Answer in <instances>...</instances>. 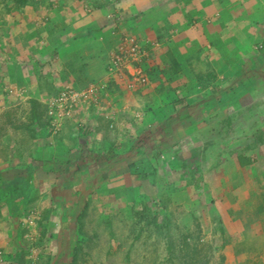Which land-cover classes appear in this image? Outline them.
<instances>
[{"label":"crops","instance_id":"obj_1","mask_svg":"<svg viewBox=\"0 0 264 264\" xmlns=\"http://www.w3.org/2000/svg\"><path fill=\"white\" fill-rule=\"evenodd\" d=\"M45 2L36 9L25 2L24 19L9 17L20 21L13 31L28 46L1 47L0 64L9 67L0 75L10 82L1 89L23 94L44 70L54 74L58 93L105 82L108 88L100 90V113L86 105L58 134L51 123L38 124L36 138L33 131L25 136L24 109L32 99L47 106V93L28 90L15 113L8 105L0 120V141L10 147L0 148V190L6 203H16L6 204L10 210L0 204V230L30 234L34 229L12 213L41 198L46 225L51 219L62 226L72 248L92 203L120 218L147 213L152 220L149 209L183 226L192 222L181 243L168 223L159 233L164 249L175 240L198 264H264V0H82V13L70 0ZM132 34L152 41L142 66L149 82L133 91L127 79L107 75L112 54ZM104 117L116 120L114 130ZM38 211L27 210L30 223Z\"/></svg>","mask_w":264,"mask_h":264},{"label":"rangeland","instance_id":"obj_2","mask_svg":"<svg viewBox=\"0 0 264 264\" xmlns=\"http://www.w3.org/2000/svg\"><path fill=\"white\" fill-rule=\"evenodd\" d=\"M10 1L13 2L14 0H0V39H2L5 43H9V42L6 40V37L2 36L4 34V32L1 31L2 28L7 27L9 29H12V25H15V27H17V25L20 23V21L16 20V18L13 17V19L12 18L10 19L9 15H7L8 8H6V5L8 3L10 4ZM45 1L46 0H41L40 4L35 6L33 0H27L26 3L31 4L32 6H34V9H36V7H39L40 5L45 8L46 7ZM81 1L82 0H70L72 8L73 9L75 8V10L76 11L78 10V12L80 13H82L83 10V7H80ZM22 8L24 7H20V9H18L15 12V17L17 16L19 17V19H24L25 10H23ZM84 9L87 10L89 9V7L86 6V8ZM4 16L6 18H4ZM151 42L152 41L149 39L143 41L140 40L139 46L141 45V48L145 50L146 45H148V43ZM13 45L15 49L14 42ZM5 65L6 64H0V68L2 67L0 69V74L6 73L5 70L8 67H5ZM11 71L12 69L9 71V73H11ZM252 72L254 73V70H252ZM45 74L47 75L49 74V72L46 73V70H44L42 76H40V74L37 72L38 85L37 84H35V86L30 85V89L28 90L30 91V93L33 94V96L34 94H36L37 95L36 97H38L39 94H44V93L48 94V95L45 94L46 97L45 102L49 106L53 105V108L51 110L54 111L56 109V113H57V117H56L57 120L53 121L52 119H50L49 124L51 123L52 132L58 134L62 129L63 124L66 121H68L69 118L70 119L73 118L74 115L66 114V111L70 110L71 104L68 106V110L66 111L63 110L64 105H62V108L60 109L55 108L59 104L57 100L60 99L62 96L59 94L60 92L58 93V89H57V87L60 85H56V86L53 85L55 79L53 78L54 74L52 75L49 74L47 76ZM65 74L66 72L64 71L62 73H58L62 82L64 81L63 79L66 78ZM41 77L45 79L48 77L50 79V84L46 82L41 83V81H39L43 79V78L41 79ZM56 82L58 83L60 81L56 80ZM9 83L10 82H8V84ZM3 84L8 85L7 83H5V80L0 75V120L3 116L5 118V112L7 113V111H9L10 107L8 105L10 104L13 105L14 107L13 109H15L13 110L14 111L13 113H15L17 107L20 109L21 104H23V98L26 97L28 99L27 94L29 93V91L27 90V92H24L22 94L20 93L21 92L20 90H14V88L11 87V85H9L7 90L10 92H8V94L12 93L10 95V99H11V103H10L8 102V97H9L8 94H6V92L1 89V87H3L1 85ZM74 87L77 88L76 86ZM31 88H33L34 91ZM79 89H83V88H79ZM79 103L81 104L83 103V101ZM93 103L94 105L97 104V106H99L96 107L95 109L99 110L98 113H100L101 112L100 109L102 108L103 104H101L99 100L98 103H95V101ZM172 104L173 102L170 105ZM83 108H84V103L80 106V108H77V111L79 112ZM48 115L49 113L46 112V117ZM37 125L38 123L36 124V126ZM118 125H119V119H118ZM76 127L77 129H84V126L82 127V125ZM24 133L26 134L25 136L30 135L28 132H24ZM86 141L87 144L91 143V141H89V138L87 136H86ZM85 147L88 146L85 145ZM0 148H2L1 149L2 152L9 153L8 148L10 149V147L6 142L0 141ZM8 158L11 159L10 155ZM228 163L225 164V168H227V166L229 165ZM215 167H218V165H216ZM7 168L12 169V167H6V169ZM2 170L4 169L0 168V173L2 172ZM26 178L27 177H24L22 179L24 182L22 180L21 181L19 180L18 184L14 183L13 187L17 185H22V182L23 184H25ZM4 184H5L4 182L0 183L1 186H3ZM30 192L31 189H29L27 192H22V193L26 197H29L30 195H32L30 194ZM22 193L20 192L17 193V196L19 197L21 196L20 198H23ZM0 198L3 199V200L0 199V204L2 205V203H4V206H6L7 209H9L8 207L10 206L12 207V205L16 203V202H11V203L7 202L10 205L7 206L6 201L8 199H6L3 190H0ZM25 200H27V198ZM25 200L24 202H26ZM34 201H31L35 203L32 205V207L29 205L30 207L28 206L24 209L17 208L16 211L18 212L12 213L13 217L15 218L16 216H18V218H21L22 216V218L24 219V221L22 222L24 223V226L25 223H28V225H30L34 229L33 231H30V234L25 233V229H20L19 227L16 230H11L7 228V225H4L3 227L4 229L7 228L8 230L7 229L3 231L0 230V264H71L72 262L74 264H157L156 262H154L153 259H155V257L157 258V255L159 256L160 260L163 258L162 255L165 252V251L162 252V249H164V246L162 244L163 239H161L162 237L159 234L160 232H158L156 228L153 227L151 229H148L147 228V226L149 225L148 222L145 221L142 222L144 229H142L141 227L139 228L143 230V233L139 238L137 237V233H138L137 230H134L135 231L134 233L131 232L133 230L130 228V225L128 223L131 217L126 218L127 215H125L120 218L113 214H108L106 209L97 208L94 203H92V205L94 206V208H92V211L88 212L83 217L84 228L83 231L81 232L79 230L80 238H78V236L76 235L75 241H73L72 243V248H70V245L68 246L67 243L69 238H65L66 235L65 231L60 230L62 226H57L56 223L53 224V221H51V219H50V228L48 227V225H46V220L48 221V219L43 217L45 213L43 214V211L39 205L41 202V198L35 199ZM20 202L23 201L21 200ZM36 206L39 209V211L38 213H34L32 215L33 219H35V223L34 224L29 223V221L25 222L26 220L25 218L29 216L28 212H30L32 208L34 207L36 208ZM147 211L153 214L156 213L150 211L149 209ZM46 216L49 218V214ZM133 218L135 220L134 216ZM168 221L169 223L174 224L173 228L170 230V232L169 231L168 232L171 233L172 235L174 234L175 240H177V242L179 243H181L182 241L179 239V235H181L182 233H190L191 231H193L192 222L190 221L186 224L187 226L180 225L177 223V221L174 220L172 222V219ZM52 224L54 227H52ZM46 241L48 245L46 244ZM77 241H78V247L81 248L83 247V250L79 258L75 259L76 261L74 262L73 261L74 249L77 245ZM181 247L183 250H189L184 246ZM181 247L179 248L181 249ZM191 261H193L195 264H198V262L195 260H191Z\"/></svg>","mask_w":264,"mask_h":264},{"label":"trees","instance_id":"obj_3","mask_svg":"<svg viewBox=\"0 0 264 264\" xmlns=\"http://www.w3.org/2000/svg\"><path fill=\"white\" fill-rule=\"evenodd\" d=\"M25 2H27V0H25V1H23V0H14L13 2L10 1V4L8 3L6 5V8H8L7 15H9V17L13 16L14 13L18 9H20V7H25L26 6V5H24ZM4 18H6V17L4 16ZM13 28H16L15 25H12V29H9L7 27L6 28H2L1 31L4 32V34L2 36L6 37V40L9 43H5L2 39H0V48L1 47H5L6 45H9L10 48L12 49V47H14L13 42L15 43V47L18 44H19V46H22L24 48L26 46H28V45H26L27 42L25 44H23L22 39L20 37H18L17 34H15V32L13 31ZM37 36H38V34H37ZM49 43H52V39H51V41L49 40ZM45 48H46V46H45ZM7 49H9V47H6L4 50H2L3 53H5V54L9 53V51H7ZM48 50H51L52 52L55 51L56 54H58L59 52L62 51L61 47H59V48L58 47H51V44L48 45ZM118 50H119V48H117L116 51L112 54L113 55L112 58L116 57V58H120V59H125L126 57H125L124 52H119L118 53ZM136 52L139 53V55H140V57L142 59L146 58V56L143 53L141 48H137ZM32 53L34 54L35 51H33ZM33 54H30V56H31L30 58H32L34 60ZM5 67H9V65L6 64ZM116 75L118 76L119 73H117ZM114 81L118 82L119 80L114 79ZM27 104H28V107L25 108L24 110H28L30 112V118H29V122H27L25 127L23 128L25 130V132H27V131L32 132L33 131V134H35L34 127L36 126L37 123L40 124V125H43V127H48L50 124L48 122V118L46 117L47 106L45 104H43L42 102H40V100H38V99L29 100V102ZM8 123L12 124L11 126H12L13 129H15V128L18 129L20 127L22 128V125H23V124H21L20 126H17V125L14 126V121H11V122H8ZM36 136L37 135L35 134L33 137L36 138ZM145 216H146L145 214L142 215V213H137V214H134L135 220H134V218H131L130 221H128V223L130 225V228L133 230L131 232L134 233L135 232L134 230H137L138 231L137 237H139V238L141 237V235L143 233L142 229H144V228H143L142 222H143V218H145ZM140 227L142 229H139ZM81 231H83V224H82ZM163 238H164V236H163ZM169 241H171V240H169ZM166 245H167L166 246L167 248L166 249H162V252L165 251L164 254L162 255L163 258L160 260L159 256L157 255L158 260L155 257V259H153L154 262H156L157 264H194L191 261V258L189 256L190 254L188 252H184L182 248H181V250L183 252H181V251H179L176 247H174L170 243H167ZM187 248H189V247H187ZM82 250H83V247L81 248V247L77 246V248H75L74 260H73L74 262L76 261L75 259L79 258ZM71 264H74V263L72 262Z\"/></svg>","mask_w":264,"mask_h":264},{"label":"clouds","instance_id":"obj_4","mask_svg":"<svg viewBox=\"0 0 264 264\" xmlns=\"http://www.w3.org/2000/svg\"><path fill=\"white\" fill-rule=\"evenodd\" d=\"M139 42H140L139 38L136 35H133V34L127 36V38H125V39L123 38L121 40V43H120L119 47H118L119 48V52H124V54H127V53L131 52L130 55H129V59H122L121 62L116 64V62L118 61V58H116V57L112 58L111 59V63H110V67L107 69V75L110 78V80L127 79L126 87H127L128 90H131V91L135 90L138 87H142L144 85H147L148 82H149L148 78L146 76V73L144 74V70H143V67H142V66H144L145 60L149 57V54H147L146 51L141 48V45L139 46ZM134 46H137L138 48H141L143 53L145 54L146 58L142 59L140 57L139 53L135 52V56L139 57V59H140L139 62H136L134 60L133 56H131V54H132L131 49ZM134 67L138 68L139 70H141V72L138 75V77H140V76L145 77L147 79L146 83L140 84L139 82L133 81V79L135 77L132 76L131 71L133 70ZM117 73H119L118 76L116 75ZM93 87H95V89H96L95 94L93 95V97L86 98V99L85 98H81L80 101L75 102V103H73L71 101L73 108L71 107L69 111H66V110H68V108L66 110H64V111H66V114L70 115L74 111L76 113H79V112L83 111L84 109H86V105H89V106L93 105V107L95 106V108H96L97 104L94 105L93 102L95 101V103H98V100H100V90L108 88V83L105 82V83H102V84H99V85H94ZM90 88L91 87H89L86 90H82V91L80 90L79 91V90H76L75 88H73L71 86H67V87L65 86V88L62 89L59 94L62 95L64 93L68 92V91L79 92L80 93V92H83V91L85 92V91L89 90ZM82 101L84 103V108L81 111L78 112L77 108H80V106L83 104V103L80 104L79 102H82ZM52 108H53V105H51V106L47 105V113H49V115L47 116L48 122H50V119H52L53 121L57 120V118H56L57 117L56 109L53 111V110H51ZM55 108H57V107H55ZM104 118L113 120V122L110 123V125H109V129L114 130L116 128V126H117L116 120L113 119V118H108V117H104ZM49 127H50V125H49ZM144 214L146 216H145V218H143V222L144 221L148 222V224H149L147 226L148 229H151V228L154 227V228L157 229L158 232H160L169 223V221L163 215H160V213H155L156 216H155V218H152V220H150L151 216L149 214H147V213H144ZM144 214H142V215H144ZM25 219H26L25 222L26 221H29V223L31 222V217L29 218V216H27ZM21 220H22V222L24 221L22 216L20 218V221ZM159 221H160V223H159V227H158V222ZM163 240H164V238H163ZM167 243H170V244L174 245V241L173 240H171V241L167 240ZM176 248L179 251H181V252H183V251L187 252V250H183L182 251L179 247H176ZM190 258H194V257L192 255H190Z\"/></svg>","mask_w":264,"mask_h":264},{"label":"built area","instance_id":"obj_5","mask_svg":"<svg viewBox=\"0 0 264 264\" xmlns=\"http://www.w3.org/2000/svg\"><path fill=\"white\" fill-rule=\"evenodd\" d=\"M138 47L137 46H134L131 51H132V54L131 56H133L134 60L136 62H139V57L135 56V52H136V49ZM131 52L125 54V59H129V55H130ZM122 59L118 58V61L116 62V64H118L119 62H121ZM141 70H139L138 68H133V70L131 71V74L132 76H134L135 78L133 79V81H136V82H139L140 84H144L147 82V79L143 76H140L138 77V75L140 74ZM137 76V77H136ZM95 87H91L89 90L87 91H83V92H72V91H68L64 94H62L61 98L57 100V102L59 103L56 107L57 108H62V105L63 106V110H66L68 108V106L71 104V107H72V103H75V102H78L81 100V98H90V97H93V95L95 94ZM71 94V95H70ZM61 106V107H59ZM73 108V107H72ZM73 110V109H72Z\"/></svg>","mask_w":264,"mask_h":264}]
</instances>
